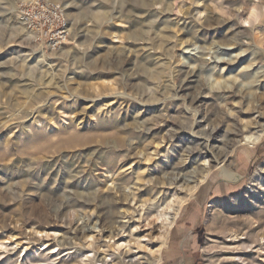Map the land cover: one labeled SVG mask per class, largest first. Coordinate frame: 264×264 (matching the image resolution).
Returning <instances> with one entry per match:
<instances>
[{
	"label": "rangeland",
	"instance_id": "rangeland-1",
	"mask_svg": "<svg viewBox=\"0 0 264 264\" xmlns=\"http://www.w3.org/2000/svg\"><path fill=\"white\" fill-rule=\"evenodd\" d=\"M23 1L0 0V264H158L179 227L195 264H264V0H52L55 51Z\"/></svg>",
	"mask_w": 264,
	"mask_h": 264
},
{
	"label": "built area",
	"instance_id": "built-area-1",
	"mask_svg": "<svg viewBox=\"0 0 264 264\" xmlns=\"http://www.w3.org/2000/svg\"><path fill=\"white\" fill-rule=\"evenodd\" d=\"M16 19L31 37L51 51L60 48L67 39V19L60 4L52 0H25Z\"/></svg>",
	"mask_w": 264,
	"mask_h": 264
},
{
	"label": "crops",
	"instance_id": "crops-1",
	"mask_svg": "<svg viewBox=\"0 0 264 264\" xmlns=\"http://www.w3.org/2000/svg\"><path fill=\"white\" fill-rule=\"evenodd\" d=\"M181 227L166 240L161 249L158 264H195V248L192 237Z\"/></svg>",
	"mask_w": 264,
	"mask_h": 264
},
{
	"label": "bare ground",
	"instance_id": "bare-ground-1",
	"mask_svg": "<svg viewBox=\"0 0 264 264\" xmlns=\"http://www.w3.org/2000/svg\"><path fill=\"white\" fill-rule=\"evenodd\" d=\"M19 55V54H18ZM30 56V55H29ZM92 68V67H91ZM19 70V69H18ZM191 76H194V73L190 72ZM19 83V82H18ZM20 90V89H19ZM121 133V132H120ZM122 135V134H121ZM257 135V134H256ZM120 136V135H119ZM118 139V138H117ZM260 139V135L259 136H255V135H245L244 138L241 140L243 144H250L253 145L255 143H257ZM121 142V141H120ZM220 174L221 177L227 181V180H231L235 177V175L228 170V168L226 167H221L220 169ZM206 175V174H205ZM205 175H202L201 177V181L203 182L206 178ZM196 187L191 188L189 191V196L192 192H194ZM192 195V194H191ZM183 201L178 202L177 204H182ZM178 213V209H176L174 207V205H172L171 203L166 204L165 206V211L164 212H160L157 217L155 218V220L161 224L162 226V231H163V235H162V240H161V244L163 245L168 233V230L171 228L174 218ZM261 241H264V236L261 238ZM124 247L123 244L117 245L116 248H122ZM159 251L156 252V254H158Z\"/></svg>",
	"mask_w": 264,
	"mask_h": 264
}]
</instances>
